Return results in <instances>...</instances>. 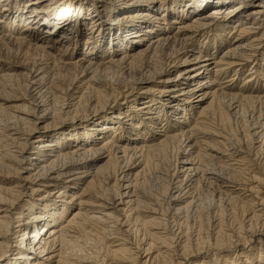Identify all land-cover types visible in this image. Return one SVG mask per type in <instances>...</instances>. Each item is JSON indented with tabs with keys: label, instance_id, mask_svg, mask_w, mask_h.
Here are the masks:
<instances>
[{
	"label": "bare ground",
	"instance_id": "6f19581e",
	"mask_svg": "<svg viewBox=\"0 0 264 264\" xmlns=\"http://www.w3.org/2000/svg\"><path fill=\"white\" fill-rule=\"evenodd\" d=\"M75 1L0 0V264H264V0Z\"/></svg>",
	"mask_w": 264,
	"mask_h": 264
},
{
	"label": "rangeland",
	"instance_id": "374dc122",
	"mask_svg": "<svg viewBox=\"0 0 264 264\" xmlns=\"http://www.w3.org/2000/svg\"><path fill=\"white\" fill-rule=\"evenodd\" d=\"M77 3H81V4H89L90 5V3H91V1L90 0H77V1H75V4H77ZM211 9V8H210ZM209 10V9H208ZM24 23V19L22 20V22H21V24H23ZM92 28H93V26H91ZM3 32V31H2ZM4 32H5V30H4ZM132 32V31H131ZM58 35V34H57ZM262 37L260 38V40H261V43H260V45L258 46V47H262L261 48V50H263V48H264V32L262 33V35H261ZM199 40V39H198ZM43 43V42H42ZM58 45H55L54 47H53V49L51 50L52 52H55L56 50H57V47ZM208 50H209V48H208ZM223 50V49H222ZM222 50L220 51V53L222 52ZM214 52H215V49L213 50ZM210 52V51H209ZM219 52L217 53V55H219L220 54ZM255 53V52H254ZM259 53L257 52L255 55H258ZM78 58V57H77ZM260 63V62H259ZM255 64V62L253 61L252 62V58H250L249 59V61H244L243 62V64H242V68H240L241 70L239 71L238 69V67H234V68H229V69H227L223 74H221L220 76H219V78H218V80L220 81H218L217 83H220V89H222V91L224 92V93H231V94H242V96L244 97H252V98H257V97H260V100L261 99H263V98H261V97H264L263 95H264V67H261L260 68V71H259V73H261L260 75H258V79H256V81L255 80H253V81H250V82H247V80H249L251 77H250V75H251V72H250V69L253 67V65ZM252 65V66H251ZM250 67V68H249ZM51 74H48L47 75V78L48 79H51L52 77H53V72H50ZM113 74H116L117 75V77L119 76V74H120V72H116V73H112L111 74V78H112V75ZM114 76V75H113ZM116 76H114L113 78H117ZM253 77H255V76H253ZM261 77H263V79L261 78ZM56 78H57V75H56ZM58 78H60V77H58ZM113 80V79H112ZM230 81V83L228 82V81ZM263 80V81H262ZM60 82V83H59ZM57 83V84H56ZM52 84H54V86L52 85V88H54L55 86H57L58 88H60V86L63 84L61 81H59V80H57L56 82L54 81V82H52ZM222 85V86H221ZM64 86V85H63ZM63 86H61L62 88H63ZM50 91V90H49ZM51 91H52V93L53 94H55L54 93V90L53 89H51ZM50 91V92H51ZM227 91V92H226ZM53 94H51V95H53ZM259 94V95H258ZM249 95V96H248ZM62 96V95H61ZM256 96V97H255ZM49 97L47 96V99H48ZM49 100V99H48ZM67 99L65 98V103L64 104H66L67 103V101H66ZM208 102V101H207ZM206 102V103H207ZM257 102H258V104H257ZM256 103L252 100V99H244L240 104H239V106L236 108V109H234V110H232V111H228V108L225 106V105H219L216 101H213V103L211 104L212 105V109H211V111H208L207 113H206V115H207V117H208V119L209 120H211L213 123L212 124H214V121H213V119L216 121L217 119L215 118V117H213V115H216V113H217V111L220 109L224 114L225 113H229V119H230V121H228V126H229V130L233 133V134H235V137L236 138H238V141L239 142H242V143H244L243 142V140H244V132H246L247 130H248V128H249V126L252 124V123H258L261 119H263L264 118V104H262L263 102L262 101H257ZM261 102V103H260ZM205 103V104H206ZM60 104H62V102L60 103ZM260 104V105H259ZM260 106V108H259V106ZM263 105V106H262ZM109 111V110H108ZM107 112V111H106ZM105 114V113H104ZM107 115V114H106ZM231 115H233V116H231ZM263 117V118H262ZM259 120H258V119ZM94 119V118H93ZM92 120V119H91ZM91 120H89V121H87L86 123H88V122H90ZM257 120V121H256ZM91 123V122H90ZM92 124H96V125H99V123H95L94 121H93V123H91V125H90V127L92 126ZM102 124V123H101ZM248 127V128H247ZM89 128V127H88ZM240 130V131H239ZM53 131V130H52ZM69 131V130H68ZM229 131V132H230ZM235 131V132H234ZM241 132H242V134H241ZM238 134V135H237ZM48 135V137L50 136V135H54V134H50V133H48L47 134ZM242 135V136H241ZM238 136V137H237ZM241 136V137H240ZM240 138V139H239ZM28 139H30V140H28V143L29 142H31V140L33 139V136H30V137H28ZM103 140V139H102ZM240 140H242V141H240ZM245 141V140H244ZM167 160L168 161H170V155L167 157ZM164 161H165V159H163V156H160V155H155V156H151L150 158H149V160H148V162L150 163V167L152 168L151 170H150V174H152L151 172H152V170L153 169H155L156 167H160V166H163L164 164ZM256 162L257 163H261L260 162V160H257V158H256ZM256 163V166L258 165ZM149 176V175H148ZM147 176V178L149 179V177ZM151 177V179H147V181H149V186L151 187L152 186V188H154V187H157L158 185H156V183L158 184V182H155L156 180H154V178H152V176H150ZM153 179V180H152ZM3 180H6V179H3ZM6 181H9V183H12L13 181L12 180H6ZM148 183V182H147ZM146 183V184H147ZM152 183H153V185H156V186H153L152 185ZM149 186H147V187H149ZM81 186H79V188H80ZM202 191V192H201ZM200 191V194H199V205H200V209H202V210H205V208L206 209H209V207H210V203H211V199H209V198H211L210 197V193H209V191L206 189L205 190V188L204 189H202ZM209 194V195H208ZM208 197V198H207ZM84 198V197H83ZM84 200H86L85 198H84ZM204 201V202H203ZM208 201V202H207ZM210 201V202H209ZM201 202H203V204L201 203ZM207 203V204H206ZM203 206H202V205ZM206 205V206H205ZM208 207V208H207ZM204 208V209H203ZM26 232H28V231H26ZM87 251H88V253L91 251V249H86ZM69 251H71L70 250V248H67V250H66V252L68 253ZM208 260V259H207Z\"/></svg>",
	"mask_w": 264,
	"mask_h": 264
}]
</instances>
